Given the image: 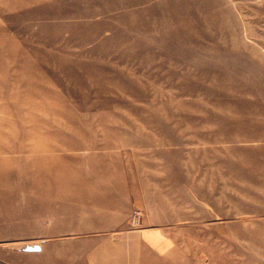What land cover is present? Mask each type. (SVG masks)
Listing matches in <instances>:
<instances>
[{"label":"rangeland","instance_id":"obj_1","mask_svg":"<svg viewBox=\"0 0 264 264\" xmlns=\"http://www.w3.org/2000/svg\"><path fill=\"white\" fill-rule=\"evenodd\" d=\"M263 135L264 0H0V264H264Z\"/></svg>","mask_w":264,"mask_h":264},{"label":"bare ground","instance_id":"obj_2","mask_svg":"<svg viewBox=\"0 0 264 264\" xmlns=\"http://www.w3.org/2000/svg\"><path fill=\"white\" fill-rule=\"evenodd\" d=\"M224 55H226V54H224ZM229 58H231V57H229ZM219 59H220V58H219ZM233 59H234V58H233ZM220 61L222 62L223 60L220 59ZM218 62H219V61H218ZM225 62H226V61H225ZM236 62H237V61H236ZM222 63H223V62H222ZM222 63H221V64H222ZM214 67H215V66H214ZM217 67H218V66H217ZM226 68H227V67H226ZM210 69H211V68H210ZM219 71H220V70H219ZM219 71H218V72H219ZM237 71H238V70H237ZM215 72H216V71H215ZM218 72H217V73H218ZM225 72H226V71H225ZM221 73H222V72H221ZM223 73H224V72H223ZM219 75H220V74H219ZM221 75H222V74H221ZM224 76H225V75H224ZM228 77H229V76H228ZM231 77H232V76H231ZM236 80H237V79H236ZM238 81H239V79H238ZM239 83L241 84V81H239ZM241 85H244V84H241ZM236 86H237V85H236ZM232 87H233V86H232ZM231 90H232V89H231ZM209 94H210V93H209ZM169 98H170V97H169ZM223 98H224V97H223ZM248 104H249V103H248ZM253 126H254V125H252V127H253ZM258 129H259V128H258ZM261 130H262V129H261ZM263 136H264V135H263ZM231 139H232V138H231ZM232 143H233V142H232ZM234 143H235V142H234ZM235 144H237V143H235Z\"/></svg>","mask_w":264,"mask_h":264}]
</instances>
